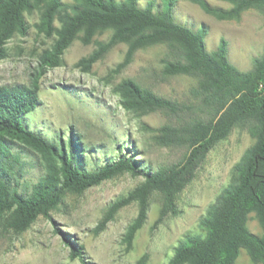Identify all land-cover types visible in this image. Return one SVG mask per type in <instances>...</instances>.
Instances as JSON below:
<instances>
[{"label": "rangeland", "instance_id": "rangeland-1", "mask_svg": "<svg viewBox=\"0 0 264 264\" xmlns=\"http://www.w3.org/2000/svg\"><path fill=\"white\" fill-rule=\"evenodd\" d=\"M214 10L207 11L195 0H174L176 22L199 31L208 52L223 44L228 61L239 70H248L264 45V17L256 7L228 14L227 0H205ZM72 4L74 0H60ZM144 7L148 0H137ZM162 0H154V8ZM47 2L30 0L23 10L25 33L15 32L5 43L0 59V85H29L38 75L39 104L25 115L28 127L49 139L71 137L78 148L81 168L92 169L123 154L137 160L149 172L183 160L182 143L161 146L155 141L157 129L169 120L160 110L138 113L126 109L115 85L132 78L155 93L176 99L182 110L200 109L190 92L194 81L186 75H163L167 52L163 41L138 45L130 51L121 41L108 48L90 67L77 65L112 33L109 28L94 30L85 39V29L76 32L60 57L59 64L39 73V55L50 47L58 19L53 16L45 27L41 12ZM221 9L223 13L216 10ZM146 126H144V125ZM255 138L247 125L236 124L201 159L189 181L173 196L172 206L165 195L151 190L146 195V217L130 244L125 232L139 208L138 187L142 174L117 173L81 193L66 191L48 216H38L29 228L17 232L0 218V264H165L178 241L188 232L204 233L200 219L223 189L235 181V165L241 161ZM22 166L20 182H31L42 172L35 155L18 150ZM115 212L97 229L116 202ZM171 207V208H170ZM247 227L257 235L263 230L250 212ZM80 257H70L72 246ZM235 264H259L240 250Z\"/></svg>", "mask_w": 264, "mask_h": 264}, {"label": "trees", "instance_id": "trees-1", "mask_svg": "<svg viewBox=\"0 0 264 264\" xmlns=\"http://www.w3.org/2000/svg\"><path fill=\"white\" fill-rule=\"evenodd\" d=\"M39 1L47 2L41 12L45 27L53 16L59 21L52 44L39 55L40 74L59 64L77 31L85 29L88 40L94 30L109 28V39L81 57L77 62L80 68L89 70L117 42H128L131 51L138 45L163 41L167 48L163 75L192 78L190 92L199 101L200 109L182 110L180 101L159 95L132 78L121 79L114 90L122 105L141 114L156 110L168 114L169 120L157 129L155 141L161 146L182 143L187 153L182 161L149 172L123 154L86 169L77 162L78 148L75 145L74 149L71 137L66 142L61 137L52 140L25 122V115L39 104L38 75L29 85H0V218L5 216L12 230L24 231L38 216H48L66 191L81 193L117 173L129 171L144 176L138 187L137 215L125 232L129 245L146 217V195L151 190L161 191L172 206L174 194L189 181L204 155L226 138L234 125H247L255 140L235 165V181L223 189L200 219L204 233H186L165 264H235L241 249L252 262L264 264V45L261 54L253 58L251 68L243 71L228 61L223 44L208 52L199 31L174 20V0H162L155 8L154 0H148L144 7L137 0H74L69 5L60 0ZM195 1L207 11L214 10L205 0ZM227 1L232 4L228 14L256 7L264 17V0ZM29 2L0 0V59L6 55V41L15 32L25 33L23 10ZM19 148L35 155L41 167V174L31 182L19 180L23 173ZM118 204L119 201L106 213L97 229L112 217ZM250 212L257 218L262 235L247 227ZM71 246L70 257L81 258V250Z\"/></svg>", "mask_w": 264, "mask_h": 264}]
</instances>
